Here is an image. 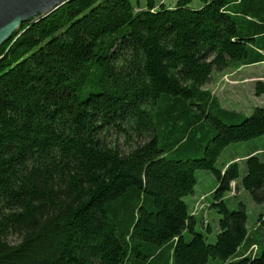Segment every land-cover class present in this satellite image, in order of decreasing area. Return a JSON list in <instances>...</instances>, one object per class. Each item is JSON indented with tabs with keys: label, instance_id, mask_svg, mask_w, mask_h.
I'll return each mask as SVG.
<instances>
[{
	"label": "trees",
	"instance_id": "obj_1",
	"mask_svg": "<svg viewBox=\"0 0 264 264\" xmlns=\"http://www.w3.org/2000/svg\"><path fill=\"white\" fill-rule=\"evenodd\" d=\"M262 63L264 0H71L22 22L0 46V264H264V214L228 206L234 184L264 207V151L216 167L264 136V106L203 90ZM196 171L217 181L214 243L183 200Z\"/></svg>",
	"mask_w": 264,
	"mask_h": 264
},
{
	"label": "rangeland",
	"instance_id": "obj_2",
	"mask_svg": "<svg viewBox=\"0 0 264 264\" xmlns=\"http://www.w3.org/2000/svg\"><path fill=\"white\" fill-rule=\"evenodd\" d=\"M157 4L165 6H173L176 0H155ZM132 5L137 7H145L147 0H131ZM35 15L32 19L36 18ZM260 82L264 84V63L253 66L243 67L235 71H225L222 73H213L210 82L203 87V90L210 92L211 96L216 98L221 108L233 111L244 116H250L253 109L264 106V93L256 95V84ZM122 148L125 145L119 141ZM253 150L264 151V136L242 143L229 145L218 157L216 167L221 168L225 164L231 163L233 160L243 161V158L250 154ZM263 158L264 156H260ZM244 175V167L240 164V178ZM195 185L193 194L183 198L191 211L197 218L202 217V223L198 222L196 226L197 232L208 229V233H204L208 237L210 243L215 242V224L214 219L217 217L214 213L207 211L208 195L217 187V181L210 172L196 171ZM232 192L228 195L230 201L228 206L230 209H238L239 205L234 201V197L239 199L244 206L247 214V227H255L256 220L260 214H264V207L256 205L250 199L249 195L242 190H238L234 184H231ZM204 200V201H201ZM197 201V202H196ZM196 203V204H195ZM195 206V208H194ZM210 224L211 229L208 228ZM202 227V228H201Z\"/></svg>",
	"mask_w": 264,
	"mask_h": 264
},
{
	"label": "water",
	"instance_id": "obj_3",
	"mask_svg": "<svg viewBox=\"0 0 264 264\" xmlns=\"http://www.w3.org/2000/svg\"><path fill=\"white\" fill-rule=\"evenodd\" d=\"M71 0H0V46L8 41L21 23L35 15L46 16Z\"/></svg>",
	"mask_w": 264,
	"mask_h": 264
},
{
	"label": "crops",
	"instance_id": "obj_4",
	"mask_svg": "<svg viewBox=\"0 0 264 264\" xmlns=\"http://www.w3.org/2000/svg\"><path fill=\"white\" fill-rule=\"evenodd\" d=\"M193 208V207H192ZM192 208H191V211H190V214L191 215H193L194 214V210H192ZM194 208H195V206H194ZM195 216V215H194ZM196 217V216H195ZM212 230V232H213V229H211Z\"/></svg>",
	"mask_w": 264,
	"mask_h": 264
},
{
	"label": "bare ground",
	"instance_id": "obj_5",
	"mask_svg": "<svg viewBox=\"0 0 264 264\" xmlns=\"http://www.w3.org/2000/svg\"><path fill=\"white\" fill-rule=\"evenodd\" d=\"M254 248V247H253Z\"/></svg>",
	"mask_w": 264,
	"mask_h": 264
}]
</instances>
